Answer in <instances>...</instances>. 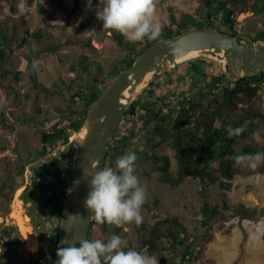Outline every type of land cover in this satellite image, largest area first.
I'll use <instances>...</instances> for the list:
<instances>
[{
  "label": "trees",
  "instance_id": "obj_1",
  "mask_svg": "<svg viewBox=\"0 0 264 264\" xmlns=\"http://www.w3.org/2000/svg\"><path fill=\"white\" fill-rule=\"evenodd\" d=\"M57 2L61 10L68 13V21L79 11L78 2L71 10L64 8L62 0H57ZM164 4V2H159L156 8ZM255 10L264 12V0H203L195 13L168 6V15L166 19L160 21L163 29L157 39L145 38L142 41L130 43L120 33L111 31L116 43L128 51L127 56L116 63L111 71L105 72L101 62L91 61L87 55H81L75 64L70 66L71 71L82 74L79 73L69 85L61 80V84L56 83L54 86L59 89H62V86L73 88L78 81H81L82 83L74 88L73 103L65 108L57 107L58 120L44 119L37 123L42 146L34 148L27 158L23 159L19 169L20 174H25L27 167L32 165L34 175L44 177L46 180V184L34 182L33 185L39 189V194L28 186L22 193L21 199L24 203L31 202L36 206H41L51 218L57 221L47 245L34 254L31 264H55V255L59 245L68 188L70 156L63 154L59 157L53 156V144L69 143L70 137L67 132L71 129L79 131L83 127L89 108L111 82L122 71L129 69L151 45L160 40L178 36L192 29L210 26L233 34L239 40H246L250 44L264 41V27L247 35L238 33L236 22L239 14ZM40 12L44 23L48 24L47 13L43 6ZM21 19L20 25L25 29L23 36L17 42L19 48L28 45L31 40L40 42L45 37L44 29L31 30L26 18L23 16ZM9 53H13L12 49L7 48L0 40V63L7 60ZM175 69L179 74L184 73L181 78H184L186 83L193 81L196 86L201 87L203 93L199 99L185 92L184 97L178 99L177 106H173L171 102H165V107L157 111L155 102L143 101L140 98L147 96L148 100L152 99L154 92L151 90L156 86L153 81L150 89L145 90L130 104L123 120L131 121L136 118L145 122L147 117L157 118L154 126L147 130L145 148L135 153L137 156L135 174L138 176L144 163L153 162L155 165L153 171L145 170V176L152 178L154 173H159L158 181L169 185L172 189L179 187L185 179L198 180L202 186L201 197L205 211L203 225L206 227V232L204 237L209 240L213 237V232L217 230L214 226L215 221L210 218L216 219L232 209L228 204L227 192L239 187L234 180L237 177H244L242 181L247 182L256 174H264V163L256 169H251L247 166L236 165L232 159L235 155L264 152V141L260 142L257 138L260 126L256 122V119L260 117L264 124V97H262L264 73L231 82L226 78L219 64L209 58L188 60ZM210 69H212L211 73ZM232 73L235 76L238 75L234 70ZM16 78H19L18 75ZM31 80L35 88L40 87L33 70ZM38 112L41 111L38 110ZM17 118L19 122L25 124L33 121L26 113ZM0 123L7 128H15V125L1 111ZM238 127H243L244 131L238 136L229 138L228 129ZM240 140L247 141V143L238 149L236 145ZM127 143L123 140L124 145ZM165 143H171L175 151L177 164L174 171L171 158L168 155L156 153ZM4 148L5 146L0 143V150ZM120 148L119 141L116 145L111 144L106 159L117 154L121 155ZM38 160L41 162L37 163ZM216 184H219L223 190L224 197L222 204L214 205L207 200V190ZM160 201L158 196L153 198V201L147 199L142 208L157 214ZM241 207L240 211L253 212L249 208ZM95 224L98 223L92 213L91 230L88 237L90 240H92ZM98 225L105 236V241L111 234L120 235L128 241L129 248L156 256L160 264H168L166 258L168 255L179 256L184 264H191L196 259H202L205 264H217L215 259L201 256V250L197 249V239L190 237L184 219L179 216H165L153 224L146 221L139 226L136 225L139 233L137 243L131 239L124 225L122 227L107 223ZM41 237L45 239V235L42 234ZM13 241L14 236L8 232V229L1 232L0 244L2 246ZM245 241L244 239L240 246V257L244 253Z\"/></svg>",
  "mask_w": 264,
  "mask_h": 264
},
{
  "label": "rangeland",
  "instance_id": "obj_2",
  "mask_svg": "<svg viewBox=\"0 0 264 264\" xmlns=\"http://www.w3.org/2000/svg\"><path fill=\"white\" fill-rule=\"evenodd\" d=\"M62 2L64 8L68 10L79 3V11L70 21L67 18L68 13L61 10L57 0H0V40L15 52L5 62L0 63L2 88L0 111L15 125L14 129H10L0 123V143L5 146L0 150V223L10 208L12 216L17 200H20L25 215L30 218V222L29 218L27 222L15 217L11 220L7 218L10 225L8 232L14 236V241L3 246L0 244V264H31L34 254L47 245L53 233L52 229L57 223L41 206L31 203L26 206L20 199L26 185H30L32 190L39 194V189L33 184L34 182L46 184L44 177L35 176L32 165L27 167L25 174L18 173L23 159L27 158L34 148L42 146L37 123L44 119L58 120L57 107L65 108L73 103L74 88L82 82L78 81L73 88L62 86V89H59L54 85L61 84V80L69 85L79 73L82 74L70 70V66L75 64L81 55H87L91 61L101 62L105 72H109L128 54L127 50L116 43L113 33L104 30L103 22L97 19V12L104 6L103 0H91L90 7L88 0ZM159 2L165 4L156 8L155 19L158 22L167 18L168 6L195 13L203 0H155L156 4ZM41 6L46 10L48 24L43 21ZM23 16L31 30L42 28L46 35L40 42L31 40L25 47L19 48L17 42L25 29L20 25ZM236 23L240 35L261 30L264 27V12L258 10L241 12ZM32 70L40 83L39 88H35L32 83ZM209 71L211 73L212 69ZM17 75L19 78H16ZM183 75L184 73H177V69H171L167 75L154 80L156 86L151 90L154 92L152 99L148 100L147 96L140 98L143 101L155 102L157 111L165 107V102L177 106L178 99L184 97L185 92L199 99L203 93L201 87L196 86L193 81L186 83L184 78H181ZM148 89L150 86L145 90ZM23 113L32 118V123L18 121L17 117ZM156 119L147 117L145 122L136 118L131 121L123 120L112 144L120 142L121 155L129 150L134 153L142 150L146 146L147 130L154 126ZM256 122L260 126L257 138L261 142L264 141V124L260 117ZM67 134L71 141L73 139L71 131ZM123 140L128 143L124 145ZM70 141L65 145L54 144L52 155L60 156L65 147L71 146ZM246 143L247 141L240 140L236 148L240 149ZM156 153L168 155L171 158L172 170L176 169L175 151L171 143H165ZM121 155L106 159L104 167L114 166L116 158ZM39 162L41 160L37 163ZM154 167L153 162L144 163L138 174L140 183L147 188V199L153 201V198L158 196L161 200L157 214L142 208V223L147 221L153 224L165 216L182 217L190 237L197 239V249L201 250V256L213 258L217 264H264V174H256L247 182L242 181L240 177L234 180L239 187L227 192L228 204L232 209L216 219L210 218L215 221L214 226L217 230L208 240L204 237L205 211L200 182L188 178L179 187L172 189L158 181L159 173H154L152 178L145 176L144 171L151 172ZM223 197V190L219 184L212 185L207 190V200L210 204H222ZM241 206L253 212L240 211ZM124 226L131 239L137 243L139 233L136 224L133 222ZM2 228L0 227V235ZM42 234L45 235V239H42ZM94 239H105L98 224L93 226L92 240ZM244 239L246 240L244 253L240 257V246ZM166 258L168 264H184L179 256L168 255ZM191 264L205 263L202 259H196Z\"/></svg>",
  "mask_w": 264,
  "mask_h": 264
},
{
  "label": "water",
  "instance_id": "obj_3",
  "mask_svg": "<svg viewBox=\"0 0 264 264\" xmlns=\"http://www.w3.org/2000/svg\"><path fill=\"white\" fill-rule=\"evenodd\" d=\"M193 52H198V55L187 58ZM195 58L214 60L226 78L237 82L264 73V41L249 44L246 40H239L233 34L210 26L192 29L154 43L129 69L122 71L111 82L89 108L83 127L79 131L69 130L74 138L70 141L71 146L63 149V154L70 156V170L58 249L72 242H76L78 247L80 240L89 237L92 212H88L84 201L90 191L92 177L84 173L94 174L104 167L107 151L130 104L155 79ZM232 70L238 75L235 76ZM149 75L151 77L146 82ZM145 82L146 86L138 90ZM84 129L86 134L79 139L77 134ZM71 214L80 215L70 221ZM55 256L56 264L59 257Z\"/></svg>",
  "mask_w": 264,
  "mask_h": 264
},
{
  "label": "clouds",
  "instance_id": "obj_4",
  "mask_svg": "<svg viewBox=\"0 0 264 264\" xmlns=\"http://www.w3.org/2000/svg\"><path fill=\"white\" fill-rule=\"evenodd\" d=\"M103 4L97 19L103 22L104 30L118 32L130 43L160 36L163 24L155 19V0H103ZM88 5L91 6V0ZM243 131V127L229 128L228 136H238ZM232 159L236 165L256 169L264 163V152L235 155ZM136 161V154L129 150L116 158L114 166L99 168L94 174L84 173L92 177L84 206L94 213L96 223L122 227L143 222L141 211L148 193L135 174ZM79 215L71 214L69 220ZM78 243V247L76 242L60 247L56 264H159L154 255L129 248L128 241L120 235L111 234L106 241L82 239Z\"/></svg>",
  "mask_w": 264,
  "mask_h": 264
},
{
  "label": "bare ground",
  "instance_id": "obj_5",
  "mask_svg": "<svg viewBox=\"0 0 264 264\" xmlns=\"http://www.w3.org/2000/svg\"><path fill=\"white\" fill-rule=\"evenodd\" d=\"M198 55V52H193L191 55H189V57H187V58H193V57H195V56H197ZM225 62V61H224ZM150 77H151V75H149L148 77H147V79H146V82H148V80L150 79ZM143 83L139 88H138V90L140 89V88H144L145 86H146V84L147 83ZM86 134V129H84L83 131H81L80 133H78L77 134V137L79 138V139H81V138H83L84 137V135ZM14 211H13V213H12V218L13 217H15V218H19L20 219V221H22L23 219H24V221H26L27 220V218L26 217H24L23 216V212H24V207L22 206V203L20 202V200L18 201H16V204L14 205ZM27 222V221H26Z\"/></svg>",
  "mask_w": 264,
  "mask_h": 264
},
{
  "label": "flooded vegetation",
  "instance_id": "obj_6",
  "mask_svg": "<svg viewBox=\"0 0 264 264\" xmlns=\"http://www.w3.org/2000/svg\"><path fill=\"white\" fill-rule=\"evenodd\" d=\"M54 145V144H53ZM54 147V146H53ZM53 150H54V148H53ZM52 150V151H53ZM52 154H53V152H52ZM63 154V152L61 153V155ZM60 155V156H61ZM64 155V154H63ZM53 156H55V157H59V156H56V155H53ZM66 156V155H65ZM69 156V155H68ZM19 169H20V167H19ZM18 173H20L19 172V170H18ZM28 186H30V185H26V187L24 188V190L22 191V193L26 190V188L28 187ZM15 190H16V188L13 190L14 192H15ZM14 192H13V194L12 195H14ZM22 193L20 194V199H21V195H22ZM22 200V199H21ZM23 201V200H22ZM24 202V201H23ZM31 202H29V203H24V205H28V204H30ZM31 205H34L33 203H31ZM11 208L7 211V213H6V215H5V217H4V220L0 223V227H3L2 229H1V232L3 231V230H5V229H9V227H10V225L8 224V222H7V218H9L10 220L11 219H13L12 218V216H11ZM23 216L24 217H26V218H29L28 216H26L25 215V212H23ZM29 222H30V218H29Z\"/></svg>",
  "mask_w": 264,
  "mask_h": 264
},
{
  "label": "crops",
  "instance_id": "obj_7",
  "mask_svg": "<svg viewBox=\"0 0 264 264\" xmlns=\"http://www.w3.org/2000/svg\"><path fill=\"white\" fill-rule=\"evenodd\" d=\"M14 53H15V52H13V53H11V54L9 53L8 57H11ZM8 57H7V58H8ZM4 62H5V61H4ZM2 63H3V62H2ZM1 89H2V88H0V92L2 91ZM197 181H198V180H197Z\"/></svg>",
  "mask_w": 264,
  "mask_h": 264
}]
</instances>
